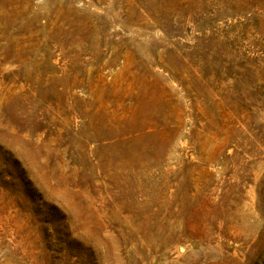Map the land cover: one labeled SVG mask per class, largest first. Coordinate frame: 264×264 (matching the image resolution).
I'll return each mask as SVG.
<instances>
[{"label": "rangeland", "instance_id": "rangeland-1", "mask_svg": "<svg viewBox=\"0 0 264 264\" xmlns=\"http://www.w3.org/2000/svg\"><path fill=\"white\" fill-rule=\"evenodd\" d=\"M0 264H264V0H0Z\"/></svg>", "mask_w": 264, "mask_h": 264}]
</instances>
